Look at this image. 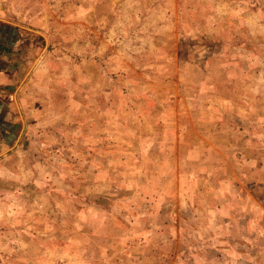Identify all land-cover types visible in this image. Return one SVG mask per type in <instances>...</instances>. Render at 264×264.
<instances>
[{
  "label": "rangeland",
  "instance_id": "374dc122",
  "mask_svg": "<svg viewBox=\"0 0 264 264\" xmlns=\"http://www.w3.org/2000/svg\"><path fill=\"white\" fill-rule=\"evenodd\" d=\"M9 1L0 264H264V0Z\"/></svg>",
  "mask_w": 264,
  "mask_h": 264
},
{
  "label": "crops",
  "instance_id": "0c3cea01",
  "mask_svg": "<svg viewBox=\"0 0 264 264\" xmlns=\"http://www.w3.org/2000/svg\"><path fill=\"white\" fill-rule=\"evenodd\" d=\"M3 2L0 0V154L8 152L20 140L21 128L12 92L19 75L15 63L19 53L33 49L35 41L28 36L36 33L34 15L12 10L14 6L9 0L6 5Z\"/></svg>",
  "mask_w": 264,
  "mask_h": 264
}]
</instances>
